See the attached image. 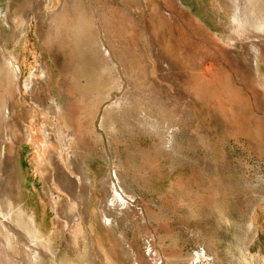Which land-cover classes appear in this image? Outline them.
I'll return each instance as SVG.
<instances>
[{"label":"rangeland","instance_id":"obj_1","mask_svg":"<svg viewBox=\"0 0 264 264\" xmlns=\"http://www.w3.org/2000/svg\"><path fill=\"white\" fill-rule=\"evenodd\" d=\"M173 1L0 0V46L21 71L7 90L15 115L0 171L50 264H264V0H176L182 15ZM170 12L182 37L167 27ZM96 31L118 76L101 78L92 61ZM152 44L173 78L161 76ZM232 44L259 45L256 76L227 59ZM54 158L79 205L56 183ZM109 185L126 207L109 205L103 219Z\"/></svg>","mask_w":264,"mask_h":264},{"label":"bare ground","instance_id":"obj_2","mask_svg":"<svg viewBox=\"0 0 264 264\" xmlns=\"http://www.w3.org/2000/svg\"><path fill=\"white\" fill-rule=\"evenodd\" d=\"M42 1V0H41ZM40 2V1H39ZM68 2V1H67ZM174 2V1H173ZM54 3V2H53ZM147 2H144V4H146ZM151 3V2H150ZM174 10L172 11H175L177 10L178 12H180V9H181V6L178 4V2H174ZM153 4V3H152ZM54 5V4H53ZM172 5V4H171ZM61 6V5H60ZM78 6V5H77ZM81 6V5H79ZM83 6V5H82ZM146 6V5H145ZM151 6V5H150ZM62 7V6H61ZM66 7V6H65ZM85 7V6H83ZM255 7V6H254ZM253 7V8H254ZM74 8V7H73ZM79 8V7H77ZM77 8H75L77 10ZM147 8V7H146ZM257 8V7H256ZM67 9V8H66ZM82 10V8H80ZM85 9V8H84ZM147 9H151L150 7H148ZM252 9V8H251ZM86 10V9H85ZM61 10H56V13H52L51 17L53 18V20H55L57 17H56V14L57 12H60ZM80 11V10H79ZM84 11V10H83ZM82 11V12H83ZM150 10H148L149 12ZM153 11V10H152ZM150 11V12H152ZM249 11V10H248ZM246 11V12H248ZM252 11V10H251ZM254 11V10H253ZM85 12V11H84ZM237 12V11H236ZM256 13V11H254ZM253 12V13H254ZM126 13V12H125ZM147 13V12H146ZM181 13V12H180ZM178 13V14H180ZM178 14H176L175 12H170V14L166 17H168V19L165 17V20L167 19L168 20V23H167V27L169 30H171L172 34L174 33L175 34H178V31H179V28H178ZM245 14V13H244ZM251 14V12H250ZM257 14V13H256ZM58 15V14H57ZM63 15V14H62ZM86 15V13H85ZM126 15V14H125ZM128 15V14H127ZM148 15V14H147ZM150 15V14H149ZM182 15V13H181ZM247 15V14H246ZM249 15V14H248ZM152 16V15H151ZM178 16V17H177ZM185 16V20L186 18H188L186 16V14H184ZM183 16V17H184ZM244 16V15H243ZM259 15L257 14V17ZM76 17V16H75ZM127 17V16H126ZM125 17V18H126ZM132 17V16H131ZM164 17V16H163ZM182 17V16H181ZM182 17V18H183ZM251 17V16H250ZM249 17V18H250ZM253 17V16H252ZM100 18V17H99ZM122 18V17H121ZM130 18V17H129ZM153 18V17H152ZM247 18V19H246ZM244 17V22L248 25V27L250 28H258L257 25L255 24V22L253 23V20L249 19L248 16L247 17ZM259 18V17H258ZM255 19V18H254ZM260 19V18H259ZM100 20V19H99ZM131 20V18H130ZM184 20V21H185ZM79 21V20H78ZM82 21V20H81ZM101 21V20H100ZM189 21V19H188ZM187 21V22H188ZM80 22V21H79ZM83 22V21H82ZM81 23H77V27H78V24H82ZM131 22H134V21H131ZM260 22V21H259ZM76 23V21H75ZM85 23V22H83ZM183 23V22H182ZM55 24V23H54ZM131 24V23H130ZM133 26L135 25L134 23H132ZM155 24V23H154ZM170 24V25H169ZM258 24V23H257ZM56 25V24H55ZM82 25H80L81 27ZM86 26V25H84ZM246 26V25H245ZM58 27V26H57ZM83 27V26H82ZM89 26H86V27H83V28H86ZM243 27V26H242ZM241 27V28H242ZM247 27V26H246ZM59 28V27H58ZM90 28V27H89ZM160 28H161V25H160ZM166 28V27H165ZM259 28H261V31H263V27L262 26H259ZM162 29V28H161ZM243 29V28H242ZM249 29V28H248ZM252 29V30H253ZM75 30V29H74ZM76 30L78 31V29L76 28ZM85 30V29H84ZM95 30V29H94ZM82 31V29H81ZM89 31V29H88ZM91 31V30H90ZM163 31V30H162ZM250 31V30H249ZM260 31V32H261ZM75 32V31H74ZM79 32V31H78ZM157 32V31H156ZM155 32V33H156ZM160 32V30H159ZM168 32V30H167ZM83 33H86L88 35V32L85 30ZM164 33V32H163ZM163 33H162V36H163ZM80 34V33H79ZM90 34V33H89ZM153 34V33H151ZM171 34V35H172ZM183 34V32H182ZM180 35L181 37L183 35ZM94 35V33L92 34ZM155 35H158L155 34ZM165 35V34H164ZM84 36V39H85V35L82 34V37ZM91 36V35H89ZM153 36V35H152ZM186 36V35H185ZM78 37V36H77ZM80 37V36H79ZM92 37V39H90ZM89 37L90 40H92L91 42L93 43V46H92V50L89 51L92 56H93V59L92 61H95L97 66H98V72L100 73L101 75V78H103V75L105 74L106 71H111V75H114V73L118 76V72H117V67L115 65V63L113 62L112 58H111V54L110 52L104 47L103 45V42L101 41V38L99 36V33L96 31L95 32V37L93 38V36ZM102 37V36H101ZM164 37V36H163ZM175 37V36H174ZM189 37V36H188ZM106 38V37H104ZM154 38V37H153ZM157 38V36H156ZM173 38V37H172ZM187 38V37H186ZM3 37L2 35H0V40H2ZM84 39H83V42H84ZM181 38L179 37L178 40H180ZM77 40V39H76ZM75 40V41H76ZM82 40V39H81ZM80 40V41H81ZM108 40V39H107ZM185 40V39H184ZM3 41V40H2ZM87 41V38L86 40ZM89 41V40H88ZM156 41V40H155ZM183 41V40H182ZM186 41V40H185ZM188 42V40H187ZM193 42V41H192ZM86 43V42H85ZM88 43V42H87ZM152 43V42H151ZM183 43V42H182ZM181 43V44H182ZM191 43V42H190ZM257 43V42H256ZM254 43V44H256ZM185 44V42L183 43ZM182 44V45H183ZM192 44V43H191ZM260 44V43H259ZM88 45V44H87ZM187 45V44H186ZM258 45V44H257ZM85 45H83V48H84ZM90 46V47H91ZM195 46V45H194ZM237 46V45H236ZM236 46H234V44L230 45V49H229V53L227 55V59L233 63L234 67L235 68H238V67H245V69L247 70V77L248 75H253V76H256L257 74V68H256V55L259 53L258 51V47L255 46L254 48L251 47L252 49L247 52L248 50L246 49V51H244L243 49V46L241 48H235ZM86 47V46H85ZM89 47V46H88ZM86 47V48H88ZM152 47L154 49V56L156 57L158 63H159V69L161 72V76L165 77V78H173V74H175L176 72V69H175V66L173 65V63L166 58V56H164V54H162V52H160L159 50V47L157 44H152ZM238 47V46H237ZM245 47V46H244ZM247 47V45H246ZM257 47V48H256ZM248 48V47H247ZM183 49V48H182ZM250 49V48H249ZM260 49V48H259ZM3 48L2 46H0V88H2V92H0V166L1 165H7V162H6V156H5V150H4V144L2 141V139H5L10 136V132H9V129L10 127L13 125V122H14V111H13V108L11 106V102H10V99L9 97L7 96L8 92V86H9V81H10V78H12V84L18 86V80H19V77L21 75V71H20V68L19 66H17V59L15 57H12L11 60H6L4 55H3ZM86 50V49H85ZM84 50V51H85ZM184 50V49H183ZM261 51V50H260ZM81 52V51H80ZM88 52V53H89ZM184 53V51H182ZM187 52V51H186ZM228 52V51H227ZM226 52V54H227ZM78 53V52H77ZM87 53V52H85ZM87 53V54H88ZM98 54V56H97ZM80 55V54H79ZM184 55V54H183ZM194 55V53H193ZM206 55V54H205ZM87 56V55H86ZM89 56V54H88ZM226 56V55H225ZM90 57V56H89ZM98 57V58H97ZM124 57V56H123ZM202 57V56H201ZM203 58V57H202ZM91 60V58H89ZM145 60V59H144ZM209 60V59H208ZM229 62V63H230ZM93 64V63H91ZM96 64L94 65V67L96 66ZM93 66V65H92ZM96 66V67H97ZM177 66V65H176ZM233 67V68H234ZM184 68V67H183ZM96 69V68H95ZM239 69V68H238ZM244 69V68H243ZM182 70V69H181ZM180 68H179V72H181ZM240 70V69H239ZM186 71V69H185ZM242 71V70H241ZM96 70L93 71V73H95ZM179 72L178 75L180 74ZM184 72V71H183ZM244 72V71H243ZM109 73V72H108ZM98 74V73H97ZM42 75V74H41ZM95 75V74H94ZM110 75V73L108 74ZM187 75V74H186ZM245 75V74H243ZM97 76V75H96ZM99 76V75H98ZM115 76V75H114ZM181 77V75H179ZM182 76H184V74L182 73ZM249 76V78H250ZM100 77V76H99ZM98 77V78H99ZM107 77V76H106ZM187 77V76H186ZM95 78V76H94ZM98 78H97V81H98ZM100 78V79H101ZM177 78L179 77H176L175 80H172V82H174V85L178 82L176 81ZM184 78V77H183ZM182 78V80H183ZM105 79V77H104ZM103 79V80H104ZM116 80L118 78H115ZM181 79V78H180ZM106 80V79H105ZM113 80V79H112ZM115 80V81H116ZM119 80V79H118ZM186 80V79H185ZM184 80V81H185ZM255 79H253L254 81ZM101 81V80H100ZM99 81V82H100ZM162 81V80H161ZM252 81V80H251ZM96 82V81H95ZM117 82V81H116ZM249 82V81H248ZM102 83V82H101ZM113 83V82H111ZM115 83V82H114ZM113 83V85H114ZM251 83V82H250ZM36 76L35 75H31V78L25 83V88L29 91V93H33L34 91H36ZM106 84V83H105ZM108 84V83H107ZM110 84V83H109ZM108 84V86H109ZM119 84V83H118ZM121 84V83H120ZM253 84V83H252ZM181 86V82L180 84H178V86ZM251 85V84H250ZM105 86V85H104ZM107 86V85H106ZM112 86V85H111ZM110 86V88H111ZM117 86V85H115ZM114 86V87H115ZM121 86V85H119ZM177 86V85H175ZM118 87V86H117ZM121 88V87H119ZM113 89V87H112ZM116 89V88H115ZM110 91V89L108 90ZM112 91V90H111ZM117 91V89H116ZM105 93V92H103ZM124 97H126L124 95ZM157 97V96H156ZM126 99V98H125ZM163 99V98H161ZM38 100L39 102V99H36ZM166 100V99H165ZM164 100V101H165ZM123 101V100H122ZM127 101V100H126ZM119 102V101H118ZM121 102V101H120ZM119 102V103H120ZM118 103V104H119ZM161 103V102H160ZM112 104V103H111ZM116 104V103H115ZM114 104V107L116 106ZM129 104V103H128ZM159 105V104H158ZM157 105V106H158ZM113 106V105H112ZM110 107V106H109ZM123 107V106H122ZM118 108H120L118 106ZM159 108H163L162 106H159ZM166 108V106H165ZM53 109V108H51ZM110 109V108H109ZM109 109H107L109 111ZM121 109V108H120ZM157 109V108H156ZM112 108L110 109L109 112H111ZM116 110H119V109H116ZM162 110V109H161ZM114 111V109L112 110ZM263 111V109H262ZM116 112V111H114ZM110 114V113H109ZM108 115V114H107ZM109 119V118H108ZM105 120V119H104ZM108 123V122H107ZM104 125V123H103ZM105 128V127H104ZM59 136L60 139V143L62 146H64L65 148H67V150H69L68 146H69V143H70V133L68 131H64V130H61L59 131ZM10 138V137H9ZM70 161V160H69ZM9 162V161H8ZM53 163H54V166L55 168L57 169L56 172H57V182L60 186H61V189L65 190L68 192V195L70 194L72 196V198L74 199L73 202H75L77 205H79V200L77 199V196H75L76 194V188H74L75 186L74 185H77L75 184V179H73V177L71 176V174L66 170V168L60 163V160L59 159H56L54 158L53 159ZM10 164V163H8ZM71 165V164H70ZM76 165V163H75ZM72 166V165H71ZM10 168H13V166H10ZM8 167V168H9ZM79 168V167H78ZM14 169V168H13ZM12 169V170H13ZM9 170V169H8ZM12 172V171H11ZM55 172V173H56ZM77 173H79L77 171ZM81 173V172H80ZM6 174V173H5ZM14 174V173H13ZM8 175V174H7ZM55 177V178H56ZM81 178V177H80ZM9 178L3 176L2 172L0 171V221L2 219V221L0 222V264H50V262H48L46 260V251L44 250V248L42 247V245L40 244V242L37 240L36 238V235L34 233V226H33V221L31 218H29L28 216L21 214L19 213V209L17 211V209L15 208V206L13 205V203H11V199H12V195H13V190L12 188L14 189V187H12L9 183ZM119 182V181H117ZM15 186V185H14ZM123 186V184H122ZM121 187L119 186V189ZM126 188V187H125ZM118 188H116L115 185H112L110 186L109 185V188H108V192H107V196H106V200L104 203H100V208H99V215L100 217H102L103 219H106V213L108 212L109 210V207L110 206H124L126 203L124 202L123 200V196H121V194L119 193V190H117ZM127 191V190H126ZM120 192H123V191H120ZM125 195V194H124ZM128 195V194H127ZM86 198V197H85ZM132 198V197H131ZM86 201V200H85ZM63 202V200H62ZM107 203V204H106ZM110 205V206H109ZM54 206V212H57V209H56V206ZM114 206V207H116ZM120 206V207H121ZM126 207V206H124ZM67 210V209H66ZM70 210V209H69ZM68 210V211H69ZM21 211V210H20ZM71 212V211H70ZM23 213V212H22ZM87 212L84 211V215H86ZM75 215V213L73 214ZM72 215V216H73ZM71 216V218H72ZM70 218V217H69ZM73 218H75L77 220V216H74ZM102 218L100 220H102ZM79 219V218H78ZM72 221H74L73 219H71ZM67 221V220H66ZM71 222V221H69ZM67 222V223H69ZM69 225V224H68ZM66 226V225H65ZM19 231H22V232H19ZM120 237V236H119ZM122 237V236H121ZM25 255L28 257V260L26 261L24 258ZM205 257V256H204ZM197 260L201 258V255H196L195 257ZM202 260V259H201Z\"/></svg>","mask_w":264,"mask_h":264}]
</instances>
